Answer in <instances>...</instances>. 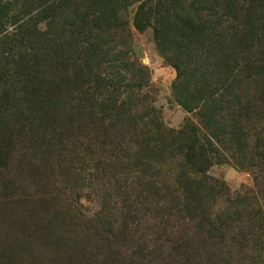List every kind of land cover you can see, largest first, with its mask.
<instances>
[{
    "label": "rangeland",
    "instance_id": "374dc122",
    "mask_svg": "<svg viewBox=\"0 0 264 264\" xmlns=\"http://www.w3.org/2000/svg\"><path fill=\"white\" fill-rule=\"evenodd\" d=\"M14 71L52 109L0 136V264H264V0H0Z\"/></svg>",
    "mask_w": 264,
    "mask_h": 264
},
{
    "label": "trees",
    "instance_id": "16d2710c",
    "mask_svg": "<svg viewBox=\"0 0 264 264\" xmlns=\"http://www.w3.org/2000/svg\"><path fill=\"white\" fill-rule=\"evenodd\" d=\"M21 19H23V16L21 17ZM136 20L137 18L135 17L134 23L138 26L139 24L138 22H136ZM76 21L77 20H65L64 23H67L65 24L67 25V29L74 31V27L77 24L75 23ZM20 27L23 29V24L18 26V28ZM94 27H97V25H95ZM138 27L142 26L139 25ZM21 33L19 31V34H21V36L23 37V31ZM76 33L80 35L79 31H77ZM85 41L87 43V40ZM21 71L24 74V65L22 66ZM19 78L20 77L18 73L15 71L13 74H11L10 77L6 76V78L3 77L2 74H0V136L4 137V139L9 142V145L14 144V142L20 138H23L25 141L29 142L32 145L35 144L38 139L39 144L42 145L46 143V141L42 139V136H45V134L41 132L40 128H46L45 124H47V122H45V120H49V116L51 115L50 111L52 108L49 107V105H46V103H44L45 98L39 99V96L45 93L42 92V90L38 91V88L33 87L32 83V86L29 87L27 85L29 84V82L26 81V89L23 88V84L19 87H16L15 84L19 82ZM46 101H48L47 98ZM4 105H6V116H3V113H1V108H3ZM178 133L179 139L183 141L189 140L190 142H195L198 139V135L196 133V130L194 129L193 132H190L188 134H185L182 131ZM184 159L186 161H189V164L192 167L194 174L196 175L204 174L205 167L203 166V162H208L209 160L203 157L199 151H196L194 156L192 155L191 157ZM186 196L188 197V199H192V201L198 202L197 199H195L189 193H187ZM190 214L191 213H188L186 214V216L190 218L192 216ZM202 227H204L203 224L201 225V223L199 222L198 229ZM205 231L209 234L208 239L210 241V239L213 238L211 227H209ZM201 242H204V240H202ZM179 254L180 253L177 252V249L174 248V246L171 244L170 252L167 253V256L170 257L173 255V258L177 257L178 259L180 257ZM185 260L190 262L191 259L185 258Z\"/></svg>",
    "mask_w": 264,
    "mask_h": 264
}]
</instances>
